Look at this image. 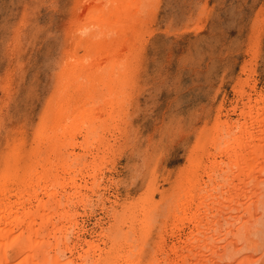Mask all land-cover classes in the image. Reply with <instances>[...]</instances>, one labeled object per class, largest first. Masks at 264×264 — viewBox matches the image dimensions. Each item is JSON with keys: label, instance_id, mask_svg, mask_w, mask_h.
Listing matches in <instances>:
<instances>
[{"label": "bare ground", "instance_id": "obj_1", "mask_svg": "<svg viewBox=\"0 0 264 264\" xmlns=\"http://www.w3.org/2000/svg\"><path fill=\"white\" fill-rule=\"evenodd\" d=\"M158 1H73L66 57L33 137L26 138L22 125L17 134L9 132L16 134L14 141L6 137L0 264H259L264 259V86H258L255 63L242 66L246 77L234 84L236 104L226 106L225 114L221 105L213 123L206 121L197 131L174 180L169 169L160 171L163 146L139 150L131 107ZM164 128L169 131L170 125ZM140 152L142 161H127L126 168L135 166L132 178L144 175L147 185L137 199L120 203L119 161ZM97 210L100 216L89 231L84 222Z\"/></svg>", "mask_w": 264, "mask_h": 264}, {"label": "rangeland", "instance_id": "obj_2", "mask_svg": "<svg viewBox=\"0 0 264 264\" xmlns=\"http://www.w3.org/2000/svg\"><path fill=\"white\" fill-rule=\"evenodd\" d=\"M73 1L0 0V162L9 148L7 139L14 141L21 125L26 126V138L31 140L43 106L55 89L64 62L63 45L70 39L65 30L75 18L70 12ZM158 3L157 14L151 20L152 33L142 51L144 68L137 76L138 92L130 110L139 129L136 137L139 150L144 152L156 144L163 146L160 171L169 169L174 180L179 168L186 165L189 150L201 129L207 122L209 126L213 123L221 105L225 114L227 107L236 104L234 84L237 78L246 77L242 66L255 63L252 67L258 86H264V0H159ZM18 32L20 37L16 40ZM169 125L168 131L164 127ZM170 129L174 132L169 133ZM9 132L16 134L12 136ZM133 155L119 161L115 176L121 179V185L119 191L111 190L120 193L123 204L137 199L147 185L144 175L132 178L135 166L126 168L127 161L137 164L142 161L141 152ZM99 213L97 210V215L87 218V222L80 221L87 225L85 229L93 231ZM261 262L264 264V259Z\"/></svg>", "mask_w": 264, "mask_h": 264}]
</instances>
